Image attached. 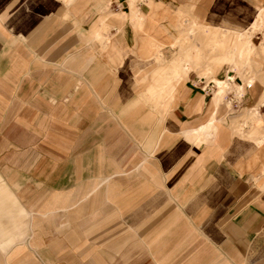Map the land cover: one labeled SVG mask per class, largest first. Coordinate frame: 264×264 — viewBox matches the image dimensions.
<instances>
[{
    "label": "crops",
    "instance_id": "1",
    "mask_svg": "<svg viewBox=\"0 0 264 264\" xmlns=\"http://www.w3.org/2000/svg\"><path fill=\"white\" fill-rule=\"evenodd\" d=\"M107 10L129 12L0 0V264H264V143L229 129L264 85L234 98L235 75L224 114ZM151 24L170 57L173 23Z\"/></svg>",
    "mask_w": 264,
    "mask_h": 264
},
{
    "label": "rangeland",
    "instance_id": "2",
    "mask_svg": "<svg viewBox=\"0 0 264 264\" xmlns=\"http://www.w3.org/2000/svg\"><path fill=\"white\" fill-rule=\"evenodd\" d=\"M126 1L129 12L122 11L115 15L110 12L111 10L106 12L109 11L110 17H115L122 23L126 17L136 33L147 36L151 40L148 49L155 52L154 56L160 65L171 64L185 79L188 78L186 69L201 70L200 76L204 87L211 81L204 75L222 79L217 77V74L225 69L234 77L235 75L243 77L246 72L244 73L241 67L248 65L253 71L249 85H253L257 79L264 85V0H179L174 8L164 5V0ZM140 3L150 7L149 13L141 10ZM109 6L106 4L105 9H109ZM164 18H168L177 30L172 41L168 43L167 49L172 53L170 57H167L164 51L166 43L150 33L153 24L147 26L148 21L155 23L158 19ZM233 65L236 70L229 68ZM242 80L243 83H239L240 91L236 95L237 98L243 95L246 86L245 77ZM232 95L234 97V94ZM211 99H215L219 109L221 105L224 106V114L234 112L228 107V101L222 97L211 96ZM262 106L264 89L254 105L240 113L235 112L237 114L232 117L233 121L229 126L231 135L233 131L234 135L240 138L247 137L256 144H263L264 127L262 120H259L258 111ZM215 117L216 113L208 124L210 130L215 127ZM224 119L220 118L223 122ZM249 122L251 125L246 131L245 127Z\"/></svg>",
    "mask_w": 264,
    "mask_h": 264
},
{
    "label": "bare ground",
    "instance_id": "3",
    "mask_svg": "<svg viewBox=\"0 0 264 264\" xmlns=\"http://www.w3.org/2000/svg\"><path fill=\"white\" fill-rule=\"evenodd\" d=\"M111 3V2H110ZM229 68L232 70V69H234V70H236L237 68L233 65V66H229ZM241 69L243 70V72L245 73V75H243V77H245V80H246V82H245V84H246V86L247 85H249V83L251 82V80H252V78H253V71H252V69H250L249 67H248V65H245V66H243V67H241ZM233 70V71H234ZM248 72V73H247ZM227 73V72H226ZM249 73H251L250 75H248ZM202 75V74H201ZM248 75V76H247ZM205 77H207L209 80H211L210 82H213L214 83V88H213V90H212V93H210V96H217V97H222L223 98V100H224V95H225V93H226V90L224 89L225 87L226 88H228V89H232V87H231V85H233L232 83H231V85H230V83L229 82H227V80L226 79H231V81L232 80H234V75H231V74H227V78H222V79H215V78H213V76H211V75H204ZM243 77H241V78H243ZM201 81H202V79H201ZM208 84V82L206 83V85ZM251 86V85H250ZM233 87L235 88L234 89V92H233V94H234V98H237V94H238V92L240 91V87H239V83L238 84H234L233 85ZM254 87V86H253ZM252 88V87H251ZM218 90H219V92H218ZM232 102V101H231ZM225 103V102H224ZM228 103L229 104H227L228 106L230 105V101H228ZM231 106V105H230ZM258 111H260V110H258ZM259 116H260V114H259ZM259 120L261 121L262 120V118H261V116L259 117ZM3 243V242H2ZM1 243V244H2ZM8 244H9V242H7ZM6 244V243H5ZM3 245V244H2ZM1 246V245H0Z\"/></svg>",
    "mask_w": 264,
    "mask_h": 264
},
{
    "label": "built area",
    "instance_id": "4",
    "mask_svg": "<svg viewBox=\"0 0 264 264\" xmlns=\"http://www.w3.org/2000/svg\"><path fill=\"white\" fill-rule=\"evenodd\" d=\"M227 80V82H229L230 80L229 79H226ZM214 83L213 82H208V84L205 86V90L210 94V93H212V90H213V88H214ZM247 87H250V85H247ZM225 90H226V93L230 96V93H231V91H230V89H228V88H224ZM232 95V94H231ZM228 96V97H229ZM231 98V97H230ZM233 98V97H232ZM232 100V102L234 103V104H236L237 103V100L236 99H231ZM230 100V101H231Z\"/></svg>",
    "mask_w": 264,
    "mask_h": 264
}]
</instances>
